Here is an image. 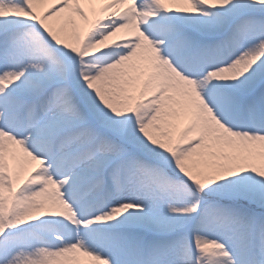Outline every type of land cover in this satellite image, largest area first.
Instances as JSON below:
<instances>
[{
    "label": "snow or ice",
    "instance_id": "obj_1",
    "mask_svg": "<svg viewBox=\"0 0 264 264\" xmlns=\"http://www.w3.org/2000/svg\"><path fill=\"white\" fill-rule=\"evenodd\" d=\"M264 264V0H0V264Z\"/></svg>",
    "mask_w": 264,
    "mask_h": 264
},
{
    "label": "bare ground",
    "instance_id": "obj_2",
    "mask_svg": "<svg viewBox=\"0 0 264 264\" xmlns=\"http://www.w3.org/2000/svg\"><path fill=\"white\" fill-rule=\"evenodd\" d=\"M84 264H91V262L87 258H82Z\"/></svg>",
    "mask_w": 264,
    "mask_h": 264
}]
</instances>
